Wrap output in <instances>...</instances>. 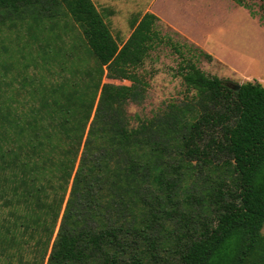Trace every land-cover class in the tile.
I'll return each mask as SVG.
<instances>
[{
    "label": "trees",
    "instance_id": "16d2710c",
    "mask_svg": "<svg viewBox=\"0 0 264 264\" xmlns=\"http://www.w3.org/2000/svg\"><path fill=\"white\" fill-rule=\"evenodd\" d=\"M158 18L119 42L94 0H0V30L24 22L45 72L0 80V192L26 211L2 253L29 232L46 264H264V84L187 58V98L132 125Z\"/></svg>",
    "mask_w": 264,
    "mask_h": 264
},
{
    "label": "rangeland",
    "instance_id": "374dc122",
    "mask_svg": "<svg viewBox=\"0 0 264 264\" xmlns=\"http://www.w3.org/2000/svg\"><path fill=\"white\" fill-rule=\"evenodd\" d=\"M213 1L217 10L214 12L212 7L208 12L205 8L201 13L199 0H94L119 42L129 37L135 17L147 11L159 16L156 28L160 40L137 69L148 82L145 95L127 105L132 125L136 126L140 118L156 117L169 104L187 98L189 93L178 74L179 65L187 58H193L210 75L236 83L257 79L264 84V0H234L250 13L238 18L228 15L231 1ZM17 25L0 30V80L9 85L13 82L14 86L21 84L19 74L45 73L40 66L36 68L37 56L26 25L21 21ZM200 49L211 57L201 54ZM19 197L12 191L0 192V239L6 247L11 243L9 233L16 237L26 217ZM26 235L22 255L16 251L18 246L2 253L0 240V264H46L47 246L41 241L45 236L39 240V233ZM17 238L21 239L19 235Z\"/></svg>",
    "mask_w": 264,
    "mask_h": 264
},
{
    "label": "crops",
    "instance_id": "0c3cea01",
    "mask_svg": "<svg viewBox=\"0 0 264 264\" xmlns=\"http://www.w3.org/2000/svg\"><path fill=\"white\" fill-rule=\"evenodd\" d=\"M199 1H200V5L198 6V8H199L201 13L205 8H206V11H208V12H209V9L212 7H215V9H213L214 12L218 8L217 6L213 5V3H214L213 0H199ZM229 1H231L228 5V10H229L228 15L230 17L238 18V17H241L242 15H245V14H247L248 16L250 15V13L246 7L238 4L234 0H229ZM252 80H255V79H252Z\"/></svg>",
    "mask_w": 264,
    "mask_h": 264
},
{
    "label": "water",
    "instance_id": "95a60500",
    "mask_svg": "<svg viewBox=\"0 0 264 264\" xmlns=\"http://www.w3.org/2000/svg\"><path fill=\"white\" fill-rule=\"evenodd\" d=\"M232 88H234L235 90L239 91L240 87H241V83H230L229 84Z\"/></svg>",
    "mask_w": 264,
    "mask_h": 264
}]
</instances>
